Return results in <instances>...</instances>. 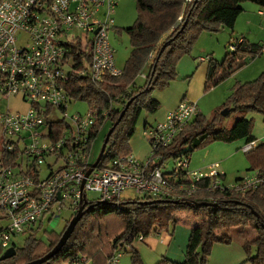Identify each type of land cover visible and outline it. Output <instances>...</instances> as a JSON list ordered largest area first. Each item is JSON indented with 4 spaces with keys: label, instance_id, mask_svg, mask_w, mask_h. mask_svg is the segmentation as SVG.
Returning <instances> with one entry per match:
<instances>
[{
    "label": "built area",
    "instance_id": "2783aa9c",
    "mask_svg": "<svg viewBox=\"0 0 264 264\" xmlns=\"http://www.w3.org/2000/svg\"><path fill=\"white\" fill-rule=\"evenodd\" d=\"M119 3L120 0H0V95L22 97L29 104L25 114H0L5 153L0 164V221L8 222L0 232L4 251L16 235L33 236L45 218L52 219L65 209L76 215L88 192L98 193L104 202L119 201L125 192L135 191L155 199L191 202L206 198L215 203L219 197L214 195L216 192L236 190L244 197L264 185V174L257 170L227 186L218 163L208 170H192L186 157L175 160L170 172H165V166L159 167L162 157L158 152L200 114L198 104L190 100L182 101L165 122L145 131L152 149L148 160L130 153L114 159L108 167L98 166L87 177L94 164L96 139L92 134L100 117L91 109L85 116L68 113L74 100L68 90L72 72L67 68L74 53L80 56L84 52L91 55V62L82 75L91 82L100 84L107 77L122 75L111 42ZM20 39L26 44L20 45ZM242 43V39L231 43V52ZM200 61L210 62L211 58L206 56ZM102 118L105 121L107 115ZM254 147V143L247 144L242 151L246 154ZM49 158L53 164L47 163ZM60 161L63 165L56 168ZM206 180L207 192L212 195L200 196L199 184ZM128 250L129 244L117 249L108 264H120ZM87 263L82 256L74 264Z\"/></svg>",
    "mask_w": 264,
    "mask_h": 264
},
{
    "label": "trees",
    "instance_id": "16d2710c",
    "mask_svg": "<svg viewBox=\"0 0 264 264\" xmlns=\"http://www.w3.org/2000/svg\"><path fill=\"white\" fill-rule=\"evenodd\" d=\"M135 3L136 22L119 30L120 34L127 33L131 42V54L121 76L107 77L104 82L95 84L82 75L88 69L91 55L73 54L68 90L74 101L88 102L90 109L100 117L94 127L93 139H97L105 123H110L109 129L114 128L99 165L101 168L131 153L130 141L140 116L142 113L155 114L160 109V102L153 97V92L165 90L177 79L179 62L192 53L203 33H218L224 28L234 31L244 11L242 4L253 3L264 10V0H135ZM261 49L260 45L243 39L238 50L227 53L221 62L211 60L204 92H210L245 68L251 59L263 55ZM143 71L147 72L145 84L139 86L137 80L144 75ZM225 109H230V114L258 113L264 118V72L254 81L238 83L225 103L213 111L211 118L200 113L167 148L158 152L162 157L159 167L166 166L169 159H190L195 151L214 143H254L255 119L244 117L227 129L221 114ZM104 115H107L105 121ZM246 156L250 170L264 174V143L255 146ZM208 184V180L199 184L200 196L212 195L207 192ZM214 195L219 196L214 207L198 209L189 202L172 204L169 199L151 197L135 201L113 200L108 204L87 202L85 215L65 247L45 264H74L82 256L89 264H108L116 250L126 244L130 245L132 264H144L135 247L136 241L141 236L145 238L173 230L176 225L174 214L179 211L202 212L203 224L191 232L184 262L163 258L160 264H209L216 244L229 245L237 240L247 254V262L264 264V185L244 197L236 190ZM155 200L161 202L146 203ZM194 201L210 202L206 198ZM62 235H50L47 244L31 236L22 247L14 245L15 257L0 261V264H28L38 260L58 244Z\"/></svg>",
    "mask_w": 264,
    "mask_h": 264
},
{
    "label": "crops",
    "instance_id": "0c3cea01",
    "mask_svg": "<svg viewBox=\"0 0 264 264\" xmlns=\"http://www.w3.org/2000/svg\"><path fill=\"white\" fill-rule=\"evenodd\" d=\"M133 1L134 0H121L119 3L120 9L124 10L125 7H130L131 4L134 3ZM242 7L244 11L236 22L233 36H239L237 40L244 39L247 41H255L256 44L263 47L264 10L253 3H245ZM116 14L117 11L114 17ZM118 19L123 21V18H120L119 14ZM113 31L119 33V29L116 30L115 27L112 32ZM214 39V36H208V34L203 33L198 40V43H196V47L194 48L193 52L181 59L177 67V80H180V82H176L177 80H175L166 90H164V92H158L157 96L154 97L160 102V107H162L160 112H157L156 114L142 113L138 121L136 131L138 128H140L144 140L145 131L152 126H156L159 123L165 122L169 113L176 110L182 101L190 100L196 102L197 104L203 106V109L199 107L201 114H203L205 110L210 114L213 112V110L219 108L225 103L238 83L254 81L264 72L263 54L260 57L254 59L249 63V65L235 73L222 84L212 89L210 92L205 93L204 88L210 62H201L200 59L204 56H210L211 60L221 62L219 59H217L218 57L216 53H218L219 50L214 44ZM233 42H236L235 39H232V43ZM251 115L254 119L256 118L253 135L256 139L254 141V145L257 146L260 143H264V121L261 120V115L257 114V116L253 113ZM155 123L158 124L151 125ZM141 143L142 138L134 140L133 137L130 142L131 150L139 159L148 160L149 158H147V153L139 148L141 147ZM219 147L220 146H216L214 149H208L209 152L203 151L202 153L196 154L194 157L191 156L190 167L195 164L196 167L194 168L196 170H208L211 165L218 163L220 165V171L223 172L226 177L227 173L225 164L228 163V160L232 157V155H227L225 153H222L221 155V150L219 151ZM212 152H217L219 154L215 159V162L209 163L206 161V159L211 155ZM202 158H204V161H202ZM203 217L204 214L202 212L179 211L174 214L176 225L173 230L169 232L164 231L154 233L149 237L143 238L142 241L138 240V251L141 254L144 264H160L163 258H167L177 263L184 262L191 232L202 226ZM120 264L122 263L120 262ZM128 264H132L131 261ZM209 264L251 263L247 262V257L242 245L236 241L229 245L216 244L212 251Z\"/></svg>",
    "mask_w": 264,
    "mask_h": 264
},
{
    "label": "rangeland",
    "instance_id": "374dc122",
    "mask_svg": "<svg viewBox=\"0 0 264 264\" xmlns=\"http://www.w3.org/2000/svg\"><path fill=\"white\" fill-rule=\"evenodd\" d=\"M133 2L134 3H132L130 7H125L124 10L120 9V7H119L120 4H118V6L116 7L115 11H117V14L114 17L115 21H116V25H115L116 30H118V29L121 30L124 28L131 27L136 22L138 14H137V8H136L135 0ZM242 5H244V4H242ZM118 14H119L120 18H123V21H120L118 19ZM233 32L234 31H231L230 29H224V30L222 29L218 33H206V34H208V36H214V38H215L214 44H215L216 48L219 50L218 53H216V55L218 57L217 59H219L220 61L223 60V58L226 56L227 53L231 52L230 44L232 43V39L233 40L235 39V41H237V39L239 37V36H233L234 35ZM72 35L76 36V32H73ZM19 41H20V45L26 44L25 41H23L22 39H20ZM111 42H112V45L115 49L116 66L119 70H123L126 63H127V60L129 59V56L131 54L130 37L128 36L127 33L119 34L118 32L113 31L111 33ZM249 42L251 44H256V42L252 41V40ZM197 43H198V41H197ZM200 46H201V43H200ZM195 47H196V45H195ZM193 50H192V52H193ZM254 59H256V58H254ZM254 59H251L250 62H252ZM152 62H153V60H152ZM67 70L69 72H73L72 66L67 68ZM143 73L146 74L147 72L143 71ZM176 82H180V80H177ZM137 84L139 86H143L145 84V80L140 76L139 79L137 80ZM158 92H164V90H155L153 92V97H156ZM198 105L200 108L203 109L202 105H200V104H198ZM161 109H162V107H160L158 112H160ZM215 110H213V111H215ZM28 111H29V104L27 102H25L22 97H15V96L3 97L0 95V114H6L8 112H10L12 114H25ZM89 111H90V106H89L88 102H84V101H74L71 105H69V109H68V113L70 115L80 114V115L85 116L89 113ZM212 113L209 114V112H207L205 110V112H203V115L205 114V116L211 118ZM251 114L252 113H248V114L232 113L229 116L225 117L224 122H223V126L227 129H230L231 127L234 126V124L238 120H240L244 117H247L248 119H252L253 117ZM253 114L257 115L258 113H253ZM58 115H60V113H58ZM258 115H260V114H258ZM261 120L264 121L263 116H262ZM254 122H256V118H255ZM156 124H158V123L151 124V125H156ZM254 126H255V123H254ZM109 128H110V123L109 122L105 123L103 125V127L100 128V132L98 134V137L93 143V153H94L93 161L94 162L97 160V158L101 152L105 137L110 130ZM139 138H142V143L140 144L141 147H139V148H141L144 152H146L147 158H149L152 154V149H151V146L146 141V139L144 140L143 134L140 131V128L137 129V131L134 135V140L135 139L138 140ZM244 145H245V141H238V142L233 143V144H224V143L218 142V143H214L213 145L208 146L206 148H202V149L195 151L192 154V157L196 156V154H198V153H202L203 151L206 152V151H208V149H212V148L214 149V148H216V146H220L219 151L221 150V155H222V153L223 154L225 153L227 155H232V157L228 160V163L225 164L226 173H227L226 177H225V184L227 186H233L237 183V181L239 179L245 178L254 172V171L250 170V168H251L250 162H249L246 154L242 151V148ZM23 147H24V144H22V148ZM130 148H131V144H130ZM131 153L134 154L132 152V150H131ZM216 153L217 152H215V153L212 152L211 155L206 159V161L209 163L215 162V159L217 158V156L219 154V153H217V154ZM4 154L5 153L3 152V135H2V128L0 125V163L3 161ZM50 160H51V158L48 159L47 163L53 164L54 160H51V161ZM202 161H204V158H202ZM62 165H63V161H60L58 163V165H56L55 167L58 168ZM174 166H175L174 165V159H169L167 161V165L165 166L166 167L165 172L172 171L174 169ZM194 167H196L195 164L192 165L191 169L196 170ZM44 168H45L44 173L46 175L48 172L47 166L45 165ZM143 198H145L144 193L139 194V193H136L135 191H127L123 194L121 201H130V200L135 201L137 199H143ZM87 201L89 203L100 202V195L98 193H95V192H88L87 193ZM74 216H75V214H73L72 211L65 209L62 214L55 215L52 219H50V217L45 218V220L43 221V224L41 226H39V229H37L35 231V233L33 234V237L38 238L42 242H44V244H47L49 242L50 235L63 233L67 227V223ZM7 225H8L7 221H0V230L2 228H5ZM30 235H32V233L16 235L13 238V240H12V242L8 248H10L12 245H15L17 248L22 247L25 244L26 240L30 237ZM138 243H139L138 241H136V243H135V247L137 249L139 247ZM5 251L2 249V243H1V239H0V257L4 254ZM244 252H245V250H244ZM245 254H246V252H245ZM246 257H247V254H246ZM129 260L131 261L130 250L124 252V256L121 258L120 262L122 264H126V263L128 264L130 262ZM131 263H132V261H131ZM63 264H71V263H63ZM87 264H89V263H87Z\"/></svg>",
    "mask_w": 264,
    "mask_h": 264
},
{
    "label": "water",
    "instance_id": "95a60500",
    "mask_svg": "<svg viewBox=\"0 0 264 264\" xmlns=\"http://www.w3.org/2000/svg\"><path fill=\"white\" fill-rule=\"evenodd\" d=\"M129 105H130V102L127 104L126 109L129 107ZM125 111L122 113L121 118L125 114ZM230 113H231L230 109H225L224 111H222L221 114L223 117H227L230 115ZM113 130H114V128H111L109 130V132L107 133L106 138H105L104 143H103V146H102V149H101V152H100L97 160L94 162L92 168L87 172V177L92 173V171L94 169H96L100 165V163H101V161L105 155L107 144H108V141H109L111 134L113 133ZM87 202L88 201L86 200V196L84 195L83 196V204H82L79 212L71 219V221L67 225V228L63 232V235H62L61 239L59 240L58 244L47 255H45L44 257H42L38 260H35L31 263H28V264H45L48 261H50L54 256H56L57 254H59L62 251V249L65 247V245L67 244V242L69 241V239L73 235L77 225L79 224V222L84 217V215H85V207L84 206H85V204H87ZM156 202H161V201L155 200V201H150V202H146V203L154 204ZM169 202L172 204H180L181 203L179 201H172V200ZM99 204H108V203L104 202V201H100ZM188 204L191 205L193 208H196V209H198L200 207H214L215 206V203H211V202L199 203L196 201H191ZM118 206H122V204H118ZM16 254H17V250L14 246H12L11 248H9L8 250H6L4 252V254L0 257V261H5L8 259H11V258L15 257Z\"/></svg>",
    "mask_w": 264,
    "mask_h": 264
}]
</instances>
